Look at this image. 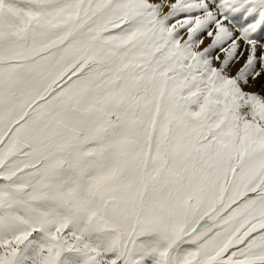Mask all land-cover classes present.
Instances as JSON below:
<instances>
[{
    "label": "snow or ice",
    "instance_id": "snow-or-ice-1",
    "mask_svg": "<svg viewBox=\"0 0 264 264\" xmlns=\"http://www.w3.org/2000/svg\"><path fill=\"white\" fill-rule=\"evenodd\" d=\"M0 264H264V0H0Z\"/></svg>",
    "mask_w": 264,
    "mask_h": 264
}]
</instances>
